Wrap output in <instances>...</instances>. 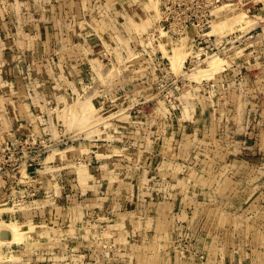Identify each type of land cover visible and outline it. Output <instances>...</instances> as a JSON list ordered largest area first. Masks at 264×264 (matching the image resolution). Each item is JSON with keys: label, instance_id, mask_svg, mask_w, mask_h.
Instances as JSON below:
<instances>
[{"label": "clouds", "instance_id": "obj_1", "mask_svg": "<svg viewBox=\"0 0 264 264\" xmlns=\"http://www.w3.org/2000/svg\"><path fill=\"white\" fill-rule=\"evenodd\" d=\"M169 2L183 7L177 11L168 7ZM160 3L167 11H156L154 15L146 12L147 20L137 16L135 8L155 9ZM23 7L30 9V15L39 16L32 23L54 26L51 31L56 33L55 47L45 42L48 62L33 61L40 81H31L30 91L16 90L0 96V144L5 143V137L15 143L12 124L17 118L32 125L34 136L47 134L49 148L61 142H79L90 149L101 140L109 144L121 140L138 148L139 155L150 153L153 163L160 157L156 144L164 139L168 157L184 160V180L174 185L165 179L171 176L175 181V172L180 171H167L169 166L165 164L158 173L159 185L166 200L174 202L175 196L183 195L185 203L179 217L161 203L156 216L140 215L127 231L123 217H116V223L106 219L107 210L97 218L85 198L86 189L73 184V194L68 198L71 207L62 216L67 223L56 224L54 220V227L44 226L39 235L47 237L45 243L32 239L30 233L35 227L30 226L23 239L15 241L24 245L18 255L13 254V241L0 237V264H36L45 260L51 264H264V149L257 143H248L256 132L251 119L239 125L222 123L240 115L237 111V116H232L226 103H235L256 90L264 91V0H149L148 5L143 0H36L34 7L0 0V20L13 9L19 12ZM72 8L76 9L74 14ZM168 17L171 20L167 30L161 31L160 20ZM2 27L5 35L0 37V68L6 63L5 49H19L13 60L23 63L26 50L29 54L35 51L39 37L22 40V30L13 35L6 24ZM94 37H105L107 43L99 59L92 61L89 72L88 55H97L94 49L100 45ZM81 38L83 44L78 43ZM161 40L174 52L182 51L190 58V66L181 71L163 65L154 55ZM53 54L60 57L59 65L51 58ZM105 58L108 62L102 64ZM72 59L76 63H71ZM205 64L210 65L208 77L202 75ZM57 67L59 74L52 71ZM101 67L103 71H98ZM45 70L55 81L54 88L47 89V99L35 93L38 83H46ZM253 74L257 76V88L247 89L245 85ZM24 97H31L33 104L42 102L40 116L28 112ZM8 104H12V116L8 114ZM173 106L185 108L182 124L199 123L196 108L206 111L214 107L221 112L211 132L205 128V141L192 139L187 145L195 157L186 152L183 143L163 135ZM154 126L156 132L152 131ZM190 126L185 124L184 131ZM239 136L243 139L237 145ZM124 151L121 149V153ZM26 157L27 153L20 159ZM44 163L47 166L48 162ZM144 167L134 159L120 171H106V176L117 179L125 168L126 174L133 176ZM89 179L94 186L101 183ZM4 184L0 177V188ZM49 189V202L64 191L52 181ZM17 195L13 193L12 199ZM14 207L43 205L17 203ZM69 242L75 247H69ZM54 248L59 249L58 254ZM202 253H207L206 262Z\"/></svg>", "mask_w": 264, "mask_h": 264}, {"label": "rangeland", "instance_id": "obj_2", "mask_svg": "<svg viewBox=\"0 0 264 264\" xmlns=\"http://www.w3.org/2000/svg\"><path fill=\"white\" fill-rule=\"evenodd\" d=\"M11 2L13 4L19 3L34 7L36 0H11ZM143 3L144 5H148L149 0H143ZM116 7L119 9L120 5L117 4ZM168 7H175L179 11L183 7V4L177 3L173 5L169 2ZM257 7L260 6L257 5ZM125 8H127V5H125ZM57 10L59 11V7ZM64 11L66 13L69 12L67 6H65ZM135 11L137 16L147 20L148 16L145 14L146 12H151L154 15L156 11H167V8L164 3H160L155 9L137 7ZM71 12L74 14L76 9L72 8ZM129 15L131 16L132 13L129 12ZM85 19L90 18L85 17ZM133 19L136 23H139L136 17H133ZM33 20H39V16L30 15V9L26 7L21 8L19 12L13 9L4 15L3 20H0V37L5 35L4 28L2 27L4 24L7 25L13 35L18 30H22L23 35L20 37L22 40H31L33 37H39L36 41L35 51H31L29 54L26 50L23 63L13 60L14 55H19V49L16 52L5 49L3 52V60L6 63L0 68V96H5L16 90L30 91L28 88L29 83L34 80L40 81L35 68L32 67L33 61L39 62L43 60L44 63L48 62L45 59V42H49L50 48L55 47L56 33L55 31H51L54 26L43 23L36 25L32 23ZM170 20L171 17L160 20L161 31L167 30ZM22 21L26 23L22 24ZM120 21L123 23V17L120 18ZM77 31H79L78 28ZM94 39L99 40L100 45L94 49L97 55H88L86 67L89 72L93 68L92 61L99 59V53L105 48L107 43L105 37H94ZM74 43L76 42L74 41ZM78 43L83 44V38ZM115 46V43H113L112 47ZM137 47L142 50V45ZM145 55L147 57V54ZM154 55L159 58L163 65L173 70L178 69L183 71L191 64L190 58L185 57L182 51L174 52L163 40L157 46ZM51 58L59 65V56L53 54ZM65 58L68 59L67 54ZM201 58L203 59V57ZM107 62V58H105L101 63ZM71 63H76V60L72 59ZM136 67H139V65ZM209 69L210 65L205 64L202 75L205 77L210 76L211 72ZM97 70L103 71V68L101 67ZM52 71L59 74L60 69L57 67ZM65 75L67 76V72H65ZM156 75H160V69L156 70ZM43 79L46 83H38L35 93H41L47 99V89L54 88L55 81L51 80L47 70L44 72ZM256 80L257 76L255 74L251 75L245 87L247 89L257 88ZM12 99L14 102H17L15 97H12ZM23 102L31 115H41L42 102L41 104H33L31 97H24ZM221 103H224V101H221ZM241 103L244 105L243 108H241ZM6 107L9 116H12L14 114L12 104H8ZM225 108L234 117L237 116V111H239L240 115L233 121L224 120L222 123L239 125L241 121L251 119L256 125V132L254 139L248 143L249 145L257 143L259 148L264 149V123H262V120H264V91L256 90L252 94L237 100L235 103L228 102ZM170 112L172 116L167 122L163 135L174 137L178 144L183 143L186 152L195 157V152L192 148L187 147V145L192 139L205 141V128L211 132L214 121L219 120L221 112L217 111L214 107H209L206 111L202 108H196L195 119L199 123L185 121L184 124L181 123V118L186 115V110L183 106L179 108L173 106ZM132 114L135 115V113ZM117 123L123 124V122ZM185 124H191L187 131H184ZM0 126H2V122H0ZM17 129L19 130L17 131ZM173 129L177 131L173 132ZM12 130L15 134V143L5 137V143L0 144V177L5 181L4 187L0 188V226L9 222L23 225L20 238L16 240H22L23 233L29 232V227L33 226L35 227V231L30 233L32 239L45 243L47 237L39 235L44 226L48 228L54 227V220L56 224H66L67 222L63 221L62 216L71 207L68 198L73 194V184L80 185L86 189L85 198L97 214V218H100L104 214V211L107 210L106 219L116 223V217H123V223L127 231H131L133 223L139 219L140 215L156 216L159 211L158 206L161 203L165 207L172 208L177 217L181 215V205L185 203V197L177 195L174 198V202L166 200L164 193L161 191L162 186L159 185L161 177L158 173L161 170V166L165 164L169 166L166 169L167 171H171L173 168L180 169V171L175 172V181H172L171 176L165 177V179L173 182L174 185H178L184 180L182 172L184 160L181 157L175 159L168 157V154L164 152V139H160L156 144L160 157L156 163H153L150 153L145 152L143 155H139L138 148L129 146L121 140H114L110 144L101 140L90 149L87 145H80L79 142H61L49 148L47 145L48 135L45 134L43 137L34 136V129L26 119L17 118L12 124ZM128 131H135V129L129 128ZM152 131L156 132L155 126L152 128ZM215 138L218 139L219 137L216 136ZM125 139H127V134H125ZM242 139L243 136L237 137V145ZM121 149H125V151L121 153ZM174 151L178 152L179 148H175ZM25 153H27V157L21 160L20 158L24 157ZM49 157H51V160H49ZM134 159L140 160L141 164L145 165L144 168L140 169L139 173L128 176L125 168L124 172L117 179L106 176V171L108 173H111L114 169L120 171L121 168H124ZM45 161L48 162L47 166L44 163ZM105 166H107V169ZM148 166H150V170ZM89 177L101 181L99 186H94L92 179H89ZM49 181H52L54 185L64 190L61 197H54L50 202ZM25 191L27 195H19ZM13 193L18 194L15 199H12ZM105 197L107 199H104ZM17 203L43 205V208L14 207V204ZM113 208L117 209L115 213L112 212ZM57 213H60V215L58 216ZM26 219L28 223L25 222ZM61 230L64 229L62 228ZM205 235L207 234L205 233ZM12 241L13 254L18 255L23 250L24 245L22 243L18 244L14 240ZM208 242L211 243V237L208 238ZM69 247H75V244L69 242ZM53 251L57 254L59 253V249L54 248ZM202 258L206 262L207 253H202ZM9 264H11V261H9ZM36 264H51V261H39Z\"/></svg>", "mask_w": 264, "mask_h": 264}, {"label": "bare ground", "instance_id": "obj_3", "mask_svg": "<svg viewBox=\"0 0 264 264\" xmlns=\"http://www.w3.org/2000/svg\"><path fill=\"white\" fill-rule=\"evenodd\" d=\"M17 225L14 222L4 223L0 228H5V232H0V236H7V239L10 241L16 240L20 238L22 227H17ZM17 241V240H16Z\"/></svg>", "mask_w": 264, "mask_h": 264}]
</instances>
